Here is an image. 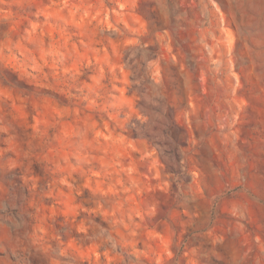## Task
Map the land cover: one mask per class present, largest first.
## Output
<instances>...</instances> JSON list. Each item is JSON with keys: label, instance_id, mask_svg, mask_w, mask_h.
I'll return each mask as SVG.
<instances>
[{"label": "rangeland", "instance_id": "1", "mask_svg": "<svg viewBox=\"0 0 264 264\" xmlns=\"http://www.w3.org/2000/svg\"><path fill=\"white\" fill-rule=\"evenodd\" d=\"M0 264H264V0H0Z\"/></svg>", "mask_w": 264, "mask_h": 264}]
</instances>
